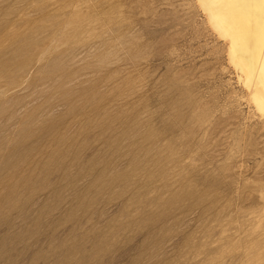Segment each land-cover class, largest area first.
Returning a JSON list of instances; mask_svg holds the SVG:
<instances>
[{
	"label": "rangeland",
	"instance_id": "obj_1",
	"mask_svg": "<svg viewBox=\"0 0 264 264\" xmlns=\"http://www.w3.org/2000/svg\"><path fill=\"white\" fill-rule=\"evenodd\" d=\"M26 33L0 264H264V0H0Z\"/></svg>",
	"mask_w": 264,
	"mask_h": 264
},
{
	"label": "bare ground",
	"instance_id": "obj_2",
	"mask_svg": "<svg viewBox=\"0 0 264 264\" xmlns=\"http://www.w3.org/2000/svg\"><path fill=\"white\" fill-rule=\"evenodd\" d=\"M37 29V28H36ZM39 29V28H38ZM36 33H37V36L40 34V31L38 30V32L36 31ZM36 35V34H35ZM21 36V35H20ZM36 36V37H37ZM40 36V35H39ZM35 37V38H36ZM38 38V37H37ZM30 39H31V37H30V33H26L25 35H22V37L20 38V40L19 41H17L18 43H19V48H16L17 50H15V52H13L12 53V58H13V61H16V64H13L12 62H11V59L9 58V59H6V60H2V62H0V67L1 68H3L2 70L4 71V72H11L12 73V71L13 70H15V71H19V73L21 72V73H23V71H22V69H24V67L25 66H27V61L29 62L30 61V59L28 60V54L30 53V52H34L33 50H36V48L39 46L40 47V44H39V42L40 41H36V39L35 40H31L30 41ZM39 39V38H38ZM13 40V39H12ZM12 43V42H11ZM17 43V44H18ZM13 45H14V43H13ZM12 45V46H13ZM14 47V46H13ZM16 47V46H15ZM9 48V47H8ZM39 49V48H38ZM39 54V53H38ZM32 56V55H31ZM3 58V57H2ZM31 58V57H30ZM15 63V62H14ZM27 63V64H26ZM26 64V65H25ZM1 69H0V71H2ZM6 70V71H5ZM12 70V71H11ZM3 71H2V73H3ZM7 72V73H8ZM18 73V72H17ZM18 73V74H19ZM13 74V73H12ZM17 74V75H18ZM6 75V74H5ZM17 75H15V76H17ZM4 76V75H3ZM8 76V75H7ZM19 76V75H18ZM8 78V77H7ZM11 79V78H10ZM12 79H13V77H12ZM12 79H11V81H12ZM9 80V79H8ZM8 82V81H7ZM9 103V102H8ZM6 109V108H5ZM7 110V109H6ZM5 111V110H4ZM3 113V112H2ZM7 113V112H6ZM8 150V149H7ZM4 152V151H3ZM6 152H8V151H6ZM5 152V153H6ZM5 159V158H4ZM6 164L8 165V164H10L9 163V160L7 159L6 160ZM6 166V165H5ZM10 166V165H9ZM7 167V166H6ZM2 175L4 174V173H1ZM9 174V173H8ZM7 175V173L4 175V177ZM11 175V174H10ZM9 175V176H10ZM1 177H3V176H1ZM8 178V177H7ZM2 179H5V178H2ZM6 188V187H5ZM3 189V188H2ZM8 189V188H7ZM7 189H4L5 191L7 190ZM1 192V191H0Z\"/></svg>",
	"mask_w": 264,
	"mask_h": 264
}]
</instances>
